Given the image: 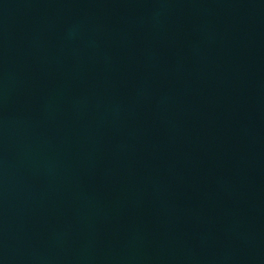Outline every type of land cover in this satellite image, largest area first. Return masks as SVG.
<instances>
[{
  "label": "water",
  "instance_id": "1",
  "mask_svg": "<svg viewBox=\"0 0 264 264\" xmlns=\"http://www.w3.org/2000/svg\"><path fill=\"white\" fill-rule=\"evenodd\" d=\"M0 264H264V0H0Z\"/></svg>",
  "mask_w": 264,
  "mask_h": 264
}]
</instances>
